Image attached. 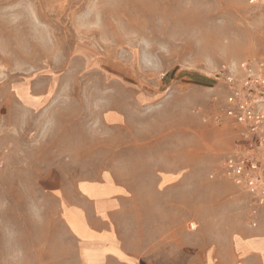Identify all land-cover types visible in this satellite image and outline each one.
Segmentation results:
<instances>
[{
  "label": "rangeland",
  "instance_id": "rangeland-1",
  "mask_svg": "<svg viewBox=\"0 0 264 264\" xmlns=\"http://www.w3.org/2000/svg\"><path fill=\"white\" fill-rule=\"evenodd\" d=\"M260 68L264 0H0V264H81L75 187L102 173L129 186L123 264H198L264 231L263 167L225 172L264 162L226 115Z\"/></svg>",
  "mask_w": 264,
  "mask_h": 264
},
{
  "label": "crops",
  "instance_id": "crops-1",
  "mask_svg": "<svg viewBox=\"0 0 264 264\" xmlns=\"http://www.w3.org/2000/svg\"><path fill=\"white\" fill-rule=\"evenodd\" d=\"M30 94L39 95L33 89ZM13 98L20 106L28 107L18 95L13 94ZM129 192V186L109 179L107 173L77 183L75 211L79 217L75 218V231L71 235L81 264H123L120 223L112 220V215L122 209ZM198 264H264V231L250 230L239 235L222 256L210 255Z\"/></svg>",
  "mask_w": 264,
  "mask_h": 264
},
{
  "label": "built area",
  "instance_id": "built-area-1",
  "mask_svg": "<svg viewBox=\"0 0 264 264\" xmlns=\"http://www.w3.org/2000/svg\"><path fill=\"white\" fill-rule=\"evenodd\" d=\"M226 115L254 132L258 145L264 149V72L261 68L257 74H250L227 97ZM225 167L227 175L240 178L248 185L261 180L256 167H263L261 172H264V162L250 154L244 158L228 159Z\"/></svg>",
  "mask_w": 264,
  "mask_h": 264
}]
</instances>
